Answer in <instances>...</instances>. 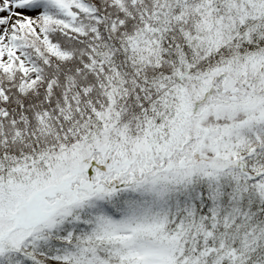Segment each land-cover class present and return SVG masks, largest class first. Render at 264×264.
I'll list each match as a JSON object with an SVG mask.
<instances>
[{"label": "snow or ice", "instance_id": "1", "mask_svg": "<svg viewBox=\"0 0 264 264\" xmlns=\"http://www.w3.org/2000/svg\"><path fill=\"white\" fill-rule=\"evenodd\" d=\"M0 264H264V0H0Z\"/></svg>", "mask_w": 264, "mask_h": 264}]
</instances>
